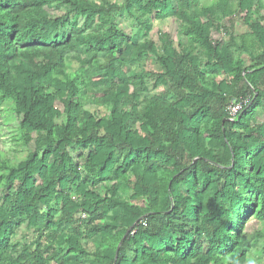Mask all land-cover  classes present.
<instances>
[{"label": "trees", "instance_id": "trees-1", "mask_svg": "<svg viewBox=\"0 0 264 264\" xmlns=\"http://www.w3.org/2000/svg\"><path fill=\"white\" fill-rule=\"evenodd\" d=\"M3 103L0 264H264V0H0Z\"/></svg>", "mask_w": 264, "mask_h": 264}, {"label": "rangeland", "instance_id": "rangeland-1", "mask_svg": "<svg viewBox=\"0 0 264 264\" xmlns=\"http://www.w3.org/2000/svg\"><path fill=\"white\" fill-rule=\"evenodd\" d=\"M95 1H102V0H95ZM110 1V0H107ZM111 1H116L118 3L121 2V0H111ZM49 14L53 18H57L62 15L61 12L56 11V10H50ZM254 18V17H253ZM113 23L117 25L123 32L126 34H129L130 32V27L127 21L119 19V18H114ZM223 25L225 28H229V23L227 21L223 22ZM178 24L176 21L172 19H165L162 22H156L153 21L151 30L148 34V39L152 40L156 46H159V43L157 41V34L160 33H166L172 37L177 31ZM232 32L234 36H239L241 34H246L249 33V30L239 23L238 18H235L233 20L232 24ZM216 40H221V36H216L214 35ZM223 39V38H222ZM175 48V47H174ZM242 60L245 62L246 65H248V59L246 56L242 57ZM72 70L75 69L77 66L75 64L72 65ZM126 70V69H125ZM135 70L137 72H147V73H157L160 72L159 67L151 61H144L141 63V68L135 67ZM218 80V79H217ZM159 91V90H157ZM157 91L152 92V94L157 93ZM56 107L60 109V106L56 104ZM233 107H230V109ZM6 109H8V104L3 103L0 104V157L5 158V159H11V161H15V159L21 158L24 153L28 150L32 151L33 150V143L30 142L25 148H21L20 146H14L13 141L11 140V136L15 132L16 128V120L13 121L12 118L10 119V114L6 112ZM89 110H95L93 108H89ZM5 112V113H4ZM99 116H102L104 114V110L98 109L97 111ZM34 138V137H33ZM141 205V202L138 203ZM260 224L256 225V228H259ZM21 230L16 229V235L14 236V240L21 241ZM26 238H30L31 235L27 234L25 236ZM93 249L92 245H86V250L91 252Z\"/></svg>", "mask_w": 264, "mask_h": 264}, {"label": "built area", "instance_id": "built-area-1", "mask_svg": "<svg viewBox=\"0 0 264 264\" xmlns=\"http://www.w3.org/2000/svg\"><path fill=\"white\" fill-rule=\"evenodd\" d=\"M233 108H229V116L231 118V120L235 117L236 113L239 111L240 109V105H234L232 106Z\"/></svg>", "mask_w": 264, "mask_h": 264}]
</instances>
